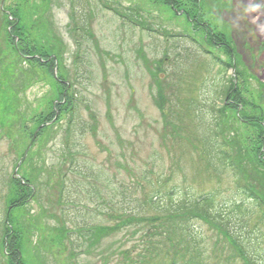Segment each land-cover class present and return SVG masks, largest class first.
Instances as JSON below:
<instances>
[{
  "label": "rangeland",
  "instance_id": "1",
  "mask_svg": "<svg viewBox=\"0 0 264 264\" xmlns=\"http://www.w3.org/2000/svg\"><path fill=\"white\" fill-rule=\"evenodd\" d=\"M52 3L46 17L53 35L63 43L60 52L63 75L73 83L72 90L78 99L75 114L85 128L77 131L78 136H72L70 143L74 147L69 153L64 128L70 115H66L56 126V138L40 152L45 156L38 172L41 193L29 204L33 218L40 216V223L27 222L24 228L29 240L24 250L27 263L125 264L123 252L137 256L147 230L142 226H125L118 232L105 233L100 243L92 246L84 236L87 228L113 229L118 224L117 217L130 211L151 215L158 210L151 206L150 196L160 193L163 199L176 188L181 194L188 191L194 195H214L220 208L246 205L251 216L253 205L240 202L244 198L235 187L231 172L218 165L215 169L207 168L202 155L199 140L202 126L205 132L206 126L216 129L213 111L222 108L225 101L220 94L223 88L220 67L211 62L203 34L191 36L192 27L184 23L183 16L170 14L161 5L154 6L152 0H53ZM202 3L209 25L228 37L239 57L242 80L236 70H230L228 76L239 81L242 99L261 107L264 115V99L260 101L261 95L264 96V0ZM21 6L18 0H6L7 8ZM35 6L40 9L42 5L36 1ZM32 7L33 4L28 7L30 12ZM194 18L192 14L191 19ZM37 29L38 26L31 37L40 42ZM171 34L187 35L188 40L179 37L169 42ZM5 49L1 40L0 52ZM209 51L215 58L230 61L221 48ZM0 59L4 60V55ZM12 61L10 58L7 64ZM156 61L164 63L159 66ZM21 65L27 74L11 69L13 76L8 77L14 81L13 88L21 91V109L28 110L30 116L49 112L52 81L45 71H38L41 75L22 87L30 67ZM159 68H163L159 73L164 75L163 80L155 75ZM160 89L166 90L165 96L171 103L168 120L181 128V136L172 137L173 130L156 106ZM15 90L10 91L12 97ZM4 98L11 100L7 93ZM94 121L95 135L90 131ZM241 125L229 123L232 129L246 131ZM28 126L33 128L31 123ZM247 135L249 144L256 141L254 131ZM229 136L234 137L233 133ZM8 142L0 135V219L5 218L8 182L14 172L15 153ZM238 143L243 146V140ZM245 166L248 167L247 163ZM77 167L83 175L75 171ZM245 176L255 185L249 167ZM202 228L207 238L214 236L208 226ZM4 238L0 226V264H6L1 247Z\"/></svg>",
  "mask_w": 264,
  "mask_h": 264
},
{
  "label": "trees",
  "instance_id": "2",
  "mask_svg": "<svg viewBox=\"0 0 264 264\" xmlns=\"http://www.w3.org/2000/svg\"><path fill=\"white\" fill-rule=\"evenodd\" d=\"M18 1L22 4L19 9L5 7L6 2L2 9L3 0H0V41H4L7 47V50L0 52V58L3 55L5 57L4 60L0 59V135L10 142H8L10 150L15 153L12 163L14 171L23 160L34 133L42 125L44 127L40 130L27 159L19 169L18 173L22 179H16L12 174L8 182L9 192L6 212H4L5 218L0 219V226L1 229H4L5 234L1 247L6 264H28L24 250L29 240L24 228L27 222L32 223L37 220V223H40V216L33 218L34 216L29 210L30 202L35 201L41 193L38 172L42 170L45 156L40 152L46 149L50 140L56 138V126L66 115H70L64 128V134L67 135L65 145L69 153L74 147L71 144L72 136L74 134L78 136L77 131L85 128L80 117L75 114L78 99L72 90L73 83L68 82L63 75L64 67L60 57L63 43L53 35L51 22L46 17L52 10L53 0ZM36 1L41 3L40 9L35 6ZM152 1L154 6L161 5L170 14L175 13V10L184 11L186 14L183 16L186 19L184 23L190 27L193 25L189 17L191 14L196 19L203 16H199L202 0ZM32 4L33 10L30 12L28 7ZM105 7L111 8L108 4H105ZM175 14L179 16L178 13ZM35 15L37 18L34 20L33 16L36 17ZM36 26H38L36 33H38L39 41L42 44L32 40L31 35H35ZM193 29L194 33L203 34V41L207 45H212L210 41L218 42L215 44H218L219 48L231 58V63L227 64L210 53L213 56L211 62L220 67L222 84L225 80L227 83L224 84L225 90L220 91V94L222 93L226 99V103L222 108L213 111L215 113L213 118L215 130L206 126L205 132L204 126H202L203 132L199 137L204 150L202 155L206 167L215 169L218 165L231 172V177L236 182L235 187L244 198L242 199L252 203L253 213L250 216V211L247 212V208L245 209L246 205L220 208L215 204L214 195H194L193 192L189 193L188 191L186 194H181L176 188L174 192H169L168 196L163 199L159 196L160 193L150 196L152 200L154 197V201H150L151 206L158 210L153 214H145L142 211L121 212L122 216L117 217L118 224L113 229L87 228L88 232L84 236L90 239L92 246H95L100 243L101 238L107 232H118V229L125 226H142L143 230H147V232L140 241L141 250L135 257L127 251L123 252L125 264H264V115L261 107L242 99L240 88L234 90L233 79L227 76L234 59V50L228 37L217 28H211L204 23L199 24L198 21ZM168 39L169 42L175 40L173 36ZM211 48L214 47L211 46ZM10 58L13 61L11 64H7ZM22 63L28 64L30 67V74L28 73L26 81H22V87L33 83L35 78L41 75L38 71H45L49 80L52 81L53 97L49 104V112L34 116L32 113L33 117H31L28 110L21 109L22 100L19 97L21 91L17 92L13 88L14 81L8 77L13 76L11 69L15 73L19 70V72L27 74L24 69L20 68ZM157 63L162 66L164 61ZM56 66H58V77L55 76ZM162 71L163 68H159L155 73L159 79V73ZM13 90H15L14 97L10 95V91ZM165 92V89L158 91V97L155 100L156 106L162 112L167 126L173 130L172 137H178L181 136L179 135L181 128L168 120L167 115H169L168 110H170L171 103L169 97L165 96ZM6 93L9 94L11 100L4 98ZM260 101H262L261 98ZM192 110L197 113L195 108H191L190 111ZM54 120H56L54 124L48 125ZM231 121L239 123V125L242 124L241 126L243 129L246 128V131L241 132L230 128ZM29 123L33 124L32 129L28 126ZM90 131L93 135L96 134L97 122H93ZM249 131H254L257 136L256 141L254 140L251 144L247 142ZM226 133L229 135L233 133L234 137L226 136ZM242 140L243 146L238 143ZM245 163L255 176V185L250 184L252 182L245 176V170H248ZM75 171L83 175L80 167H77ZM65 177L66 175L62 178V185ZM60 202L65 203L61 198ZM245 216L246 219H244ZM249 216L250 218H248ZM254 216L255 221H253ZM203 225L210 228L214 233L213 237L207 238L201 232Z\"/></svg>",
  "mask_w": 264,
  "mask_h": 264
},
{
  "label": "water",
  "instance_id": "3",
  "mask_svg": "<svg viewBox=\"0 0 264 264\" xmlns=\"http://www.w3.org/2000/svg\"><path fill=\"white\" fill-rule=\"evenodd\" d=\"M36 135H37V134H36ZM36 135H35V136H36Z\"/></svg>",
  "mask_w": 264,
  "mask_h": 264
}]
</instances>
